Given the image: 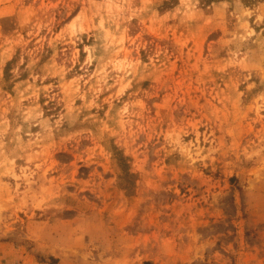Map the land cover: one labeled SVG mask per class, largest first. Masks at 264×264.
Wrapping results in <instances>:
<instances>
[{
    "label": "rangeland",
    "instance_id": "rangeland-1",
    "mask_svg": "<svg viewBox=\"0 0 264 264\" xmlns=\"http://www.w3.org/2000/svg\"><path fill=\"white\" fill-rule=\"evenodd\" d=\"M0 264H264V0H0Z\"/></svg>",
    "mask_w": 264,
    "mask_h": 264
}]
</instances>
